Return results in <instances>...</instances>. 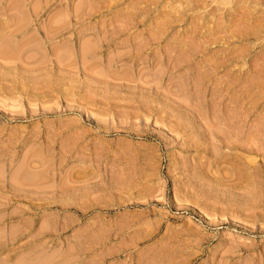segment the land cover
Returning a JSON list of instances; mask_svg holds the SVG:
<instances>
[{
  "label": "rangeland",
  "instance_id": "1",
  "mask_svg": "<svg viewBox=\"0 0 264 264\" xmlns=\"http://www.w3.org/2000/svg\"><path fill=\"white\" fill-rule=\"evenodd\" d=\"M0 264H264V0H0Z\"/></svg>",
  "mask_w": 264,
  "mask_h": 264
}]
</instances>
